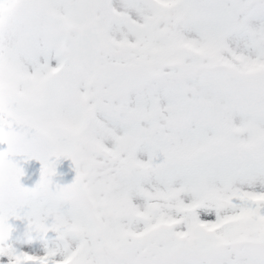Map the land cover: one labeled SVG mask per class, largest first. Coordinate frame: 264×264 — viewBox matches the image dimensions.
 <instances>
[{"label": "snow or ice", "instance_id": "6c2138e0", "mask_svg": "<svg viewBox=\"0 0 264 264\" xmlns=\"http://www.w3.org/2000/svg\"><path fill=\"white\" fill-rule=\"evenodd\" d=\"M0 264H264V0H0Z\"/></svg>", "mask_w": 264, "mask_h": 264}, {"label": "rangeland", "instance_id": "374dc122", "mask_svg": "<svg viewBox=\"0 0 264 264\" xmlns=\"http://www.w3.org/2000/svg\"><path fill=\"white\" fill-rule=\"evenodd\" d=\"M65 164H67V163H69V162H64ZM58 170H60L59 168H58ZM71 178V175H69L68 177H67V179H70Z\"/></svg>", "mask_w": 264, "mask_h": 264}]
</instances>
